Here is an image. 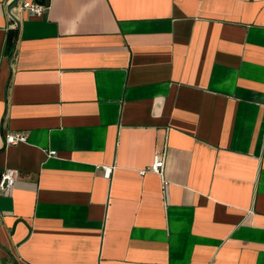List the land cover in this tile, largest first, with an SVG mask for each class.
<instances>
[{
    "label": "crops",
    "instance_id": "obj_1",
    "mask_svg": "<svg viewBox=\"0 0 264 264\" xmlns=\"http://www.w3.org/2000/svg\"><path fill=\"white\" fill-rule=\"evenodd\" d=\"M16 1L0 264H264V0Z\"/></svg>",
    "mask_w": 264,
    "mask_h": 264
},
{
    "label": "built area",
    "instance_id": "obj_2",
    "mask_svg": "<svg viewBox=\"0 0 264 264\" xmlns=\"http://www.w3.org/2000/svg\"><path fill=\"white\" fill-rule=\"evenodd\" d=\"M49 7V3L36 2L33 0L23 1L22 8L23 10H28L37 16L44 15L46 9ZM28 140V136L23 131L10 132L6 134V143L15 144L19 142H25ZM50 154H56V151H50ZM164 169V159L160 156L159 153L155 154L154 161L152 164L141 170V173L145 174L149 171L157 172L162 174ZM113 173L112 166L104 167V175L106 178H110ZM19 173L14 168H6L0 173V194H8L11 192L12 188L16 184Z\"/></svg>",
    "mask_w": 264,
    "mask_h": 264
},
{
    "label": "trees",
    "instance_id": "obj_3",
    "mask_svg": "<svg viewBox=\"0 0 264 264\" xmlns=\"http://www.w3.org/2000/svg\"><path fill=\"white\" fill-rule=\"evenodd\" d=\"M17 31H18L17 28H14V29L12 28L8 32V39L7 40H8V47L9 48H13L15 45V41H16L17 34H18Z\"/></svg>",
    "mask_w": 264,
    "mask_h": 264
},
{
    "label": "water",
    "instance_id": "obj_4",
    "mask_svg": "<svg viewBox=\"0 0 264 264\" xmlns=\"http://www.w3.org/2000/svg\"><path fill=\"white\" fill-rule=\"evenodd\" d=\"M18 2H19V0H17L16 2H15V4L12 6V8H11V11H12V9L15 7V6H17V4H18ZM13 14V13H12Z\"/></svg>",
    "mask_w": 264,
    "mask_h": 264
}]
</instances>
